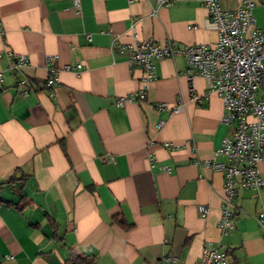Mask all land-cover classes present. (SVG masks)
Here are the masks:
<instances>
[{
    "label": "crops",
    "instance_id": "1",
    "mask_svg": "<svg viewBox=\"0 0 264 264\" xmlns=\"http://www.w3.org/2000/svg\"><path fill=\"white\" fill-rule=\"evenodd\" d=\"M219 1L228 10L240 2ZM252 13L264 29V0ZM206 19L195 0H80L79 11L69 0H0V264H64L71 251L97 264H193L207 242L227 264H264V230L254 218L264 211V188L237 189L232 228L217 227L223 175L196 162H223L214 151L233 127L199 76L192 85L202 98L191 100L183 57L156 62L146 101L115 104L142 75L117 44H212ZM8 50L24 54L27 66L10 70ZM48 56L58 70L50 90L42 88ZM22 77L32 91L20 97ZM177 101L179 112L156 109ZM258 168L264 181V161ZM171 254L177 261L165 262Z\"/></svg>",
    "mask_w": 264,
    "mask_h": 264
},
{
    "label": "built area",
    "instance_id": "2",
    "mask_svg": "<svg viewBox=\"0 0 264 264\" xmlns=\"http://www.w3.org/2000/svg\"><path fill=\"white\" fill-rule=\"evenodd\" d=\"M176 0H155L157 5L167 6ZM206 10L207 26L215 32L216 39L212 44H190L176 46L171 39L154 41L151 38L138 40L133 43L117 44L123 52L129 67H140L142 75L138 89L126 95L115 98L118 107L125 103H141L147 100L149 85L156 79V62L162 58L174 56L183 57L186 67L183 71L188 81V91L193 102L198 103L201 96L195 93L192 78L199 76L203 79L206 94L215 93L222 103L221 122L232 126L229 137L221 140L214 155L225 160L217 162L205 159L196 164L203 165L223 175L222 198L217 227L222 234L232 228L235 215L233 203L237 189L257 193L264 188L258 164L264 161V29L255 25L253 7L255 0H240L235 9H224L219 0H195ZM76 11L80 9V0H69ZM1 31V27H0ZM89 39V35H86ZM9 69L20 71L28 64L24 54L6 52ZM53 57H46L48 64L47 76L42 84L43 89L50 90L58 82V70L50 63ZM78 63L74 67L64 66V70L77 71L81 68ZM4 73L0 72V82ZM16 92L20 97L32 91L29 79L22 77L16 82ZM157 110L167 113L179 112L182 103L177 101L172 106L164 103L156 104ZM164 121H158L160 128ZM167 149L178 148L173 143H164ZM152 159L151 156L148 158ZM166 170V168L164 167ZM201 216L208 213V208L199 206ZM257 224L264 230V211H258L254 216ZM175 255H167L164 261L174 263ZM227 255L219 246L207 242L203 245L198 260L193 264H227Z\"/></svg>",
    "mask_w": 264,
    "mask_h": 264
},
{
    "label": "trees",
    "instance_id": "3",
    "mask_svg": "<svg viewBox=\"0 0 264 264\" xmlns=\"http://www.w3.org/2000/svg\"><path fill=\"white\" fill-rule=\"evenodd\" d=\"M113 223H116L123 228L130 226L125 223V220L122 216L113 217ZM64 264H97V262L93 256L78 254L75 251H71Z\"/></svg>",
    "mask_w": 264,
    "mask_h": 264
}]
</instances>
